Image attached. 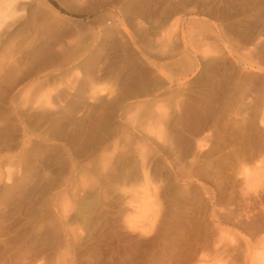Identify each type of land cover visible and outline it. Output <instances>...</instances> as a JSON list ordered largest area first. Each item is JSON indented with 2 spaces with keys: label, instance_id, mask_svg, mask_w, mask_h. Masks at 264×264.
Masks as SVG:
<instances>
[{
  "label": "rangeland",
  "instance_id": "374dc122",
  "mask_svg": "<svg viewBox=\"0 0 264 264\" xmlns=\"http://www.w3.org/2000/svg\"><path fill=\"white\" fill-rule=\"evenodd\" d=\"M14 1L0 264H264V0Z\"/></svg>",
  "mask_w": 264,
  "mask_h": 264
},
{
  "label": "bare ground",
  "instance_id": "6f19581e",
  "mask_svg": "<svg viewBox=\"0 0 264 264\" xmlns=\"http://www.w3.org/2000/svg\"><path fill=\"white\" fill-rule=\"evenodd\" d=\"M13 1L14 0H0V24L9 18L11 20L13 16L15 15V10L13 9ZM15 2V1H14ZM43 5L44 2H42ZM16 7V6H15ZM17 8V7H16ZM14 18L12 19L11 22H13ZM6 22V21H5Z\"/></svg>",
  "mask_w": 264,
  "mask_h": 264
},
{
  "label": "trees",
  "instance_id": "16d2710c",
  "mask_svg": "<svg viewBox=\"0 0 264 264\" xmlns=\"http://www.w3.org/2000/svg\"><path fill=\"white\" fill-rule=\"evenodd\" d=\"M52 3L55 4L54 1H52Z\"/></svg>",
  "mask_w": 264,
  "mask_h": 264
}]
</instances>
